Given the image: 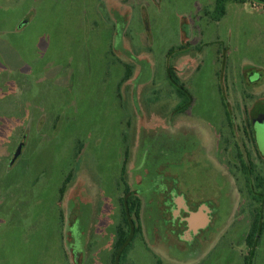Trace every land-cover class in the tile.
<instances>
[{"label": "rangeland", "instance_id": "rangeland-1", "mask_svg": "<svg viewBox=\"0 0 264 264\" xmlns=\"http://www.w3.org/2000/svg\"><path fill=\"white\" fill-rule=\"evenodd\" d=\"M215 7L0 0V264H264V0Z\"/></svg>", "mask_w": 264, "mask_h": 264}, {"label": "trees", "instance_id": "trees-1", "mask_svg": "<svg viewBox=\"0 0 264 264\" xmlns=\"http://www.w3.org/2000/svg\"><path fill=\"white\" fill-rule=\"evenodd\" d=\"M227 1L228 0H216V7L214 10L215 11L214 18L216 20H219L224 16L225 11H226L225 4ZM169 77H170L172 83H174V84L180 83L177 75L175 74V72L173 70H170ZM181 89L183 90V87H181ZM60 192L63 195L64 187L61 188ZM121 202H122V206H123L122 215H123L124 224H127L129 226V221L127 218V214L129 213L128 212L129 211V205H131V207L135 206V208H136L135 216L139 219L140 218V207H141L140 199L135 198L132 200V198H127L126 200L122 199ZM120 231H121V234H120V237H119V240H118L116 246L120 249H123V247L127 244L128 239H127V234L125 233V230H120ZM252 237H253V234H251L249 236V243L250 244H251Z\"/></svg>", "mask_w": 264, "mask_h": 264}, {"label": "water", "instance_id": "water-1", "mask_svg": "<svg viewBox=\"0 0 264 264\" xmlns=\"http://www.w3.org/2000/svg\"><path fill=\"white\" fill-rule=\"evenodd\" d=\"M20 152H21V147H19V149L17 150L15 157L19 156Z\"/></svg>", "mask_w": 264, "mask_h": 264}]
</instances>
